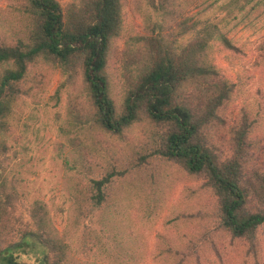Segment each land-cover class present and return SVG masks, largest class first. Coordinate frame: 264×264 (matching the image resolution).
<instances>
[{"label": "trees", "instance_id": "1", "mask_svg": "<svg viewBox=\"0 0 264 264\" xmlns=\"http://www.w3.org/2000/svg\"><path fill=\"white\" fill-rule=\"evenodd\" d=\"M195 1H24L31 11L24 18L33 24L27 41L0 36V264H144L125 244L140 232L127 231L126 201L163 177L146 166L151 156L131 162L110 144L141 121L154 131L149 147L169 162L184 161L202 183L193 192L207 202L181 214L198 222L199 233L180 247L168 243L160 255L170 264H248L249 255H264L263 118L213 56L256 55L254 73L264 78V37L240 46L216 16L201 23L189 16ZM263 4L221 5L238 26ZM127 12L139 31L121 44ZM55 71L60 80L52 97L56 103L67 97L63 131L77 126L68 140L80 145L73 164L65 162L71 205L63 229L46 201L21 194L10 153L28 99L48 90Z\"/></svg>", "mask_w": 264, "mask_h": 264}, {"label": "rangeland", "instance_id": "2", "mask_svg": "<svg viewBox=\"0 0 264 264\" xmlns=\"http://www.w3.org/2000/svg\"><path fill=\"white\" fill-rule=\"evenodd\" d=\"M24 1L0 0V36H14L15 40L18 36L19 40L27 41L33 24L26 22L24 18L26 11L31 12ZM59 1L66 6L73 0ZM223 1L225 0H197L187 13L189 16L194 15V19L200 23L206 18L216 16L223 23L224 29L229 30L228 35L237 44L246 49L251 45L256 46V42L264 37V4L253 10L251 16L236 26L233 25L235 21L226 20L230 13L223 10L221 5ZM196 4L199 6L194 7ZM216 9L221 11L217 14ZM259 12L260 15L256 16ZM123 27L125 33L120 39L121 44H124L125 39L130 40L134 37L136 30L139 31L137 19L130 12L125 14ZM186 40L187 38L183 39V41ZM225 54L227 53L213 56L224 65L227 73H231L232 77L242 83V97L251 104L254 112H259L260 117L263 118L264 128V78L254 73L256 55L246 58L242 56L228 58ZM128 65L135 66L130 61L125 64V66ZM119 67L123 65L120 64ZM59 80V71H55L48 90L40 94L34 102L28 99L29 106L26 108L19 130H16V139H10L13 143L10 153L15 154L14 173L21 180L19 188L21 194L23 193L28 201L36 198L46 201L52 207L54 222L63 229L70 222L67 219L66 209L71 205L69 191L66 188L70 170L66 168L65 162L67 160L69 165L73 164L80 145H74L68 140L76 136L77 126L71 128L75 131L71 134L63 131V129H69L65 126L68 118L66 94H63L58 103L52 97ZM153 132L148 123L136 122L125 129L122 137H113L110 144L111 150H115L118 154L121 152L131 162L138 159V156L145 159L152 157V163L146 166L153 167V172L158 169V176L163 177L160 186L154 187L155 189H146L145 192L141 191L138 195L135 191L126 201L129 204L124 214L127 231L129 227L135 226L140 229V232L136 234V239L127 240L129 242L125 241V244L128 252L133 254L132 257L134 258L135 255L138 261L144 264H170L171 259L167 257V254L160 255L161 249L168 243L180 247L190 236L199 233L198 222L189 221L181 214L196 210L200 203L207 204V202L193 192L202 183L193 177L184 161L169 162L161 153L156 152L159 150L149 147L147 142L150 141L151 135L148 134ZM79 136H82V133H79ZM140 143L146 146L142 151L139 147L134 148ZM151 148L155 153H151ZM143 163V161L140 162V164ZM146 175L147 172L142 178ZM200 195L203 196L204 193ZM24 213L27 214V211L24 210ZM259 257L258 259L249 255L246 262L264 264V255ZM77 259L81 262L86 261L82 256Z\"/></svg>", "mask_w": 264, "mask_h": 264}]
</instances>
